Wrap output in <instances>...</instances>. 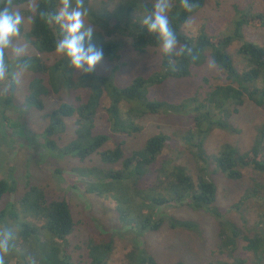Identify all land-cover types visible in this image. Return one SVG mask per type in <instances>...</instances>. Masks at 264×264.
Masks as SVG:
<instances>
[{
  "label": "trees",
  "instance_id": "1",
  "mask_svg": "<svg viewBox=\"0 0 264 264\" xmlns=\"http://www.w3.org/2000/svg\"><path fill=\"white\" fill-rule=\"evenodd\" d=\"M28 2L29 0H0V7L11 5L15 10ZM192 2L195 6L191 12L182 8L181 0L175 1L168 11L170 25L178 39L173 53L163 55L161 52L156 72L147 77L135 76L123 87L116 85L112 74L105 76L98 68L88 77H82L75 73L64 56L50 66L43 64L38 57H26L30 63L28 70L47 78L46 83L37 77L28 87L24 98L26 105L42 112L47 107L51 93L62 90L74 92L76 95L68 99L60 98L58 103L50 107L45 114L47 126L39 135L26 137L24 129L17 121H5V113L15 107V79L12 77L14 62L9 61L13 66L2 81L6 82L8 88L0 94V141L7 146L10 153L6 158L11 162L17 155V147L31 149L36 146L38 156L45 154V158L84 162L79 168L72 169L78 176L73 179V183L68 180L64 170L56 168L55 174L62 186V194L53 199L37 186L30 184L27 187L32 193L30 216L41 219L43 223L40 226L19 224L21 262L28 260L31 264H73L67 253L66 241L81 226V222L74 218L76 212L73 210L72 196L77 194L81 198L92 195L99 200H112L116 204L118 220L123 225L121 230H113L109 235L98 227L90 208L84 211L86 225L92 231L85 243L88 260L86 264H109L112 259L113 238L119 236V233L129 236L131 242L130 250L124 255L123 264H164L149 251L145 242L146 236L156 237L165 229L167 232L178 231L173 233L175 235L179 232L194 235V238L185 241L177 239L176 245L181 248V257L171 264H264V229L258 228L264 221L258 223L257 231L249 236L244 235L237 225L220 212L218 187L214 177L220 174L235 181L242 179L243 172L247 170L264 175V119L255 127L252 144L243 153L232 145L224 144L217 149L215 156L208 157L204 150L207 138L202 142V138L192 135V129L188 130L182 140L188 149L193 150H190L189 160L181 159L178 164L173 163L172 159L160 158L166 148L171 149L174 156L183 154L180 149L176 151L171 148L170 139L164 133L151 135L143 145L127 150L128 153L124 139L117 138L121 134L130 137L140 133V121L147 116L192 111L195 114L194 128L195 118L203 117L205 122H198L201 124L198 131L200 135L206 132L208 135L215 129L234 133L236 130L227 118L239 113L247 104L264 111V45L244 39V32L249 27L264 30V13L255 12L252 8L236 10L228 32L220 37H211L201 31L196 35H188L183 32V26L204 5V0ZM72 3L74 5L75 0ZM87 4L88 0H84L88 9ZM59 6L60 0H36L31 12L23 13L30 17L29 27L25 30L22 22L19 35L28 40L39 53H56L55 45L62 37L58 25L49 22L48 14L54 13ZM108 6L109 4L95 11L88 9L87 18L88 23L95 27L93 43L104 50L105 61L111 63L120 57L118 51L121 44L117 39H111L116 35L129 38L131 49L139 54L149 55V50L161 48L157 37L143 28L142 19L131 18L135 10L150 12L151 6L136 5L131 0L128 7L126 2L119 0L113 11L108 10ZM19 12L21 13L20 10ZM235 42L238 44L235 53L239 57V68L230 53V47ZM205 60L220 70L224 82L204 92L202 99H199V91H195L193 97L178 103L149 98L150 88L173 79L190 77L191 69L200 66ZM84 92L85 99L81 97ZM105 99L108 101L105 109L106 121L112 135L104 132V127L98 125L97 115ZM208 108L219 113L218 119L208 117ZM71 120L74 124L72 137L60 145L55 138L66 131L65 122ZM18 136L26 137L22 138L24 140L20 142V146ZM34 139L38 145L33 143ZM194 140L197 142L194 143ZM3 157L0 164L4 163ZM89 161H92L93 166L88 165ZM113 167L116 169H112ZM152 174L153 186L141 191V182ZM11 178L12 174L9 173L8 179H0V202L15 189L14 181L9 180ZM138 189L143 194L139 205L126 198L128 193L134 194ZM263 194L264 182L255 180L251 187L243 190L239 201L233 203L231 208L236 211L239 206L256 204L257 211L264 212ZM4 205L5 210L0 213V226L3 227L6 216L12 219L17 217L13 202L7 200ZM90 207L92 208L91 205ZM170 208L187 213L190 220L186 217L175 219L174 216L167 215ZM195 215H205L211 219L212 243L206 247L200 248L199 241L210 230L208 224L205 226L207 219L204 216L205 221H193ZM201 222L205 223L202 225ZM25 236L27 240H23ZM57 241L65 246L61 247ZM12 250L9 248L7 253L14 254ZM9 261L10 258H6L4 264H9Z\"/></svg>",
  "mask_w": 264,
  "mask_h": 264
},
{
  "label": "rangeland",
  "instance_id": "2",
  "mask_svg": "<svg viewBox=\"0 0 264 264\" xmlns=\"http://www.w3.org/2000/svg\"><path fill=\"white\" fill-rule=\"evenodd\" d=\"M126 2L128 7L129 0H123ZM136 5H147L153 6L154 0H131ZM177 0H170V7ZM119 0H88L87 7L90 10H100L102 7L108 6V10L113 11L117 8ZM36 0H29L27 4L21 5L20 7L15 8L17 11H21L23 17V23L25 30H28L30 17H26L24 12H31L34 7ZM252 8L255 12L264 13V0H204L203 7L193 16L189 18V21L183 26V32L188 35H196L199 31L211 35V37H220L228 32L231 21L235 16L236 10H246ZM151 12V11H150ZM148 11L142 9L135 10L131 14L132 19H142L143 16ZM89 24L86 19V25ZM245 40L247 41H256L257 43L264 45V30H258L252 27H249L244 32ZM114 41L117 39L121 44L118 54L119 58L111 63H108L103 59V61L97 65L96 70L103 75L112 74L114 76V81L119 87H123L128 84L129 80L135 76H144L147 77L158 70L160 54L162 52L161 48H156L154 50H149V55L136 53L131 49V40L129 38L122 37L121 35H116L112 37ZM220 39V38H219ZM215 39V40H219ZM19 44L26 45L27 47V57H38L41 59L42 63L50 66L56 60H58L62 55L57 53L52 55H46L39 53L31 43L26 40L23 36L19 35L18 41ZM237 42H235L230 47V53L234 57L236 66L239 68L240 64L238 63L239 57L236 56ZM9 61L11 59L9 58ZM12 62V61H11ZM15 69L13 70V72ZM105 71V72H104ZM12 72V70H11ZM100 74V73H99ZM39 77L43 79L44 82L47 81L46 76L37 74L35 72L27 70L20 78L19 82L15 80L14 88V99H13V109H9L6 114L7 122H18L19 125L24 129L26 137H32V135H39L43 132L44 128L47 126V118L45 114L49 112L50 107L58 103L60 98L68 99L71 96H76L74 92L60 91L59 93H51L48 101L47 107L44 111L38 112L25 104L24 98L28 92V87L34 82V80ZM4 79L0 78V94L5 89L8 88L6 82H2ZM206 80V81H205ZM224 82L223 74L218 70L214 65L209 61L202 63L198 67L191 69V75L188 78L177 80H170L160 86L152 87L149 89V98L156 99L159 101H166L168 103H178L183 100L193 97L195 91H199L200 98L202 99L205 94L204 92L208 91L210 88L215 85L222 84ZM47 83V82H46ZM6 84V85H5ZM48 86V85H47ZM83 99L86 98L85 92L81 94ZM108 106V101L105 99L101 103V107L98 113V125L104 127V132L112 135L110 127L106 121V112L105 109ZM189 108H192L190 106ZM210 113L209 118L219 117V113L214 111L211 108H208ZM17 110V111H15ZM214 111V112H213ZM187 113H168L154 116H147L140 121L142 126V131L136 133V135L130 137H124L123 134L118 135L119 140L124 139L125 141V150L134 149L143 145L145 140L156 133H164L169 137V142L171 148L176 151L180 149L183 151V154L174 156L171 149H163L160 158L161 159H172L173 163L178 164L179 160H189L190 159V150L187 148V145H184L183 138L187 131L191 130L192 135L194 134L195 138H202L204 142V150L208 157H213L217 154V149L224 144H229L242 153L247 151L248 147L251 146L253 138L255 137V127L258 126L261 121L264 119V111L260 108H254L249 104L242 107L239 113L234 114L227 118L229 124L236 130L234 133L220 132L218 130H212L211 133L207 135L199 134L198 127L201 124H198L200 121H204L203 117L195 118L196 128H194V113L192 111H186ZM225 114V113H224ZM218 119V118H217ZM73 120L65 122L66 131L63 134L58 135L55 139L56 142L60 145L65 144L72 137L74 124ZM205 122V121H204ZM139 124V125H140ZM8 131L11 130L8 128ZM18 133V131H16ZM1 135V133H0ZM15 135V134H14ZM15 137H17L15 135ZM23 136H18V144L25 138ZM58 139V140H57ZM0 141V156L5 158L4 163L0 164V179H8L9 173L12 174V178L15 184V189L12 193L5 196V200L0 202V213L2 210H5V201L9 200L15 205V214L17 217L12 219V217L6 216L5 213V222L4 227L11 230L12 236L10 240V248H12L15 253H3V259L10 258L9 264H31L28 260L21 262L20 260V250L22 246L20 231L21 225L32 224L41 225L43 221L39 218H32L30 216V204H31V192L27 190V187L32 184L37 186L45 191L50 199L57 197V195L62 194V186L60 181L55 174L56 168H60L67 173L68 180L73 183V179L77 178L75 172H72L73 168H79L84 162H78L71 159L57 160L53 157H44L45 154L38 156L36 151L38 147L34 146L31 149L25 147H17V155L11 159V162L6 157H9L10 153L7 149V146ZM197 140H194L196 143ZM12 144V142L10 141ZM33 143L38 145L37 140H33ZM194 143L191 145L194 146ZM112 145V143H110ZM129 152V151H128ZM127 152V153H128ZM0 157V159H1ZM89 166H93L92 161H89ZM112 169H116L113 167ZM211 169H214L212 167ZM216 185L218 187V208L223 216L231 220L240 231L249 236L250 233L257 231V225L259 222L264 221V212L263 210H258L256 204H247L242 205L235 209H232L231 206L233 203L239 201V196L242 194L243 190L247 187H251L253 182L261 181L264 182V175H260L254 171H244L242 179L239 180H230L225 176L220 174L214 176ZM154 179V174L151 176H146L145 179L140 184L141 191H144L146 187H152ZM134 194L126 195L128 201H135L137 205L143 199L142 192L138 189L135 190ZM73 210L76 217L75 220L81 222V226L76 229L72 235L67 238L66 246H68V256L71 257L73 264H86L87 260V250H86V240L92 234V231L89 229V225H86L84 211L87 208L91 209V214L96 218V224L102 230H104L109 235L111 231H119L122 229L123 225L118 220L117 213L115 211L116 204L111 200L100 199L97 197H92V195H86L84 198H81L80 195L72 196ZM81 198V200L79 199ZM86 198V200H85ZM24 201L23 203L21 201ZM81 202V203H80ZM88 202V203H87ZM264 202V194H263ZM259 203H262V200H259ZM92 206V208L90 207ZM230 207V208H229ZM257 211V212H256ZM167 215L174 216L175 219H184V217L189 218L188 214L183 211H174L173 209H168L166 212ZM205 215H195L192 219L193 221H205L207 223L201 222L202 225L205 223V226L208 224L210 229L205 233L203 237H200L199 247H206L208 244L212 243V231H211V219L208 216L204 218ZM186 220V219H185ZM187 220H190L187 219ZM98 221V222H97ZM200 223V224H201ZM210 223V224H209ZM20 224V226H19ZM211 226V227H210ZM0 226V228H4ZM215 228V226L213 225ZM258 228L264 229V223L258 225ZM180 231V230H179ZM178 232V231H176ZM176 232H170L165 229L156 237H147L146 236V245L153 255L164 264H171L177 261L181 255V248L177 246V239L185 241L186 239L194 238V235L187 232H179L177 235L173 234ZM23 240H27V237H23ZM211 240V241H210ZM58 245L65 246V244L57 241ZM113 250L109 264H123L124 255L130 250L131 242L130 237L126 234L119 233V236H114L113 238ZM177 244V245H176ZM242 254H240L241 256Z\"/></svg>",
  "mask_w": 264,
  "mask_h": 264
},
{
  "label": "clouds",
  "instance_id": "3",
  "mask_svg": "<svg viewBox=\"0 0 264 264\" xmlns=\"http://www.w3.org/2000/svg\"><path fill=\"white\" fill-rule=\"evenodd\" d=\"M181 6L191 12L195 5L192 0H181ZM169 9L170 0H154L152 11L141 20L145 31L157 37L163 55H171L178 43L170 25ZM88 17L84 0H75L74 5L72 0H60L58 10L48 14L49 22L58 25L62 37L55 45L56 53L64 56L75 73L85 78L104 59V50L93 43L94 25H86ZM22 22L21 13L13 10L11 5L0 7V78L9 74L13 66L9 63L10 58L15 69L12 77L17 82L30 67L26 45L17 42ZM11 236L10 229L0 228V264H4L2 254L9 251Z\"/></svg>",
  "mask_w": 264,
  "mask_h": 264
}]
</instances>
